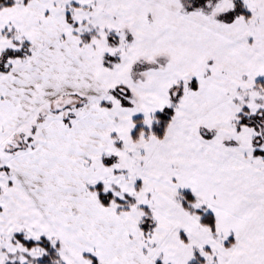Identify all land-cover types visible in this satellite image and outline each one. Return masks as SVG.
<instances>
[{
  "label": "snow or ice",
  "instance_id": "1",
  "mask_svg": "<svg viewBox=\"0 0 264 264\" xmlns=\"http://www.w3.org/2000/svg\"><path fill=\"white\" fill-rule=\"evenodd\" d=\"M0 264H264V0H0Z\"/></svg>",
  "mask_w": 264,
  "mask_h": 264
}]
</instances>
